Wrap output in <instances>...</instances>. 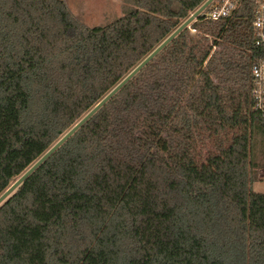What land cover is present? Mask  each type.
Wrapping results in <instances>:
<instances>
[{"label":"trees","instance_id":"obj_1","mask_svg":"<svg viewBox=\"0 0 264 264\" xmlns=\"http://www.w3.org/2000/svg\"><path fill=\"white\" fill-rule=\"evenodd\" d=\"M207 0H0V196ZM206 8L0 205V264H264L254 9Z\"/></svg>","mask_w":264,"mask_h":264},{"label":"built area","instance_id":"obj_2","mask_svg":"<svg viewBox=\"0 0 264 264\" xmlns=\"http://www.w3.org/2000/svg\"><path fill=\"white\" fill-rule=\"evenodd\" d=\"M208 18L218 20L235 14L242 8L254 9L253 27L257 48L251 74L254 84V107L264 118V0H213Z\"/></svg>","mask_w":264,"mask_h":264},{"label":"water","instance_id":"obj_3","mask_svg":"<svg viewBox=\"0 0 264 264\" xmlns=\"http://www.w3.org/2000/svg\"><path fill=\"white\" fill-rule=\"evenodd\" d=\"M213 2L207 0L199 9L185 20L170 36L153 50L132 72H130L111 92H109L92 110H90L75 126H73L54 146L40 157L24 174H22L1 196L0 205L20 186L38 167H40L62 144H64L79 128H81L108 100L122 89L140 70H142L160 51H162L182 30L191 23Z\"/></svg>","mask_w":264,"mask_h":264},{"label":"rangeland","instance_id":"obj_4","mask_svg":"<svg viewBox=\"0 0 264 264\" xmlns=\"http://www.w3.org/2000/svg\"><path fill=\"white\" fill-rule=\"evenodd\" d=\"M71 10L88 24V12H90V22L92 26L107 24L122 15L117 10L116 0H66ZM259 170V178L253 184V189L257 192H264V161Z\"/></svg>","mask_w":264,"mask_h":264},{"label":"crops","instance_id":"obj_5","mask_svg":"<svg viewBox=\"0 0 264 264\" xmlns=\"http://www.w3.org/2000/svg\"><path fill=\"white\" fill-rule=\"evenodd\" d=\"M118 1V4H117V10L122 12L123 14V0H116ZM68 4V3H67ZM69 6V5H68ZM70 8V7H69ZM71 9V8H70ZM72 11V10H71ZM73 12V11H72ZM74 13V12H73ZM76 14V13H74ZM77 15V14H76ZM80 17V16H79ZM81 18V17H80ZM84 22H85V19L84 18H81ZM90 19H91V16H90V12H88V25L92 26V23L90 22ZM86 23V22H85ZM87 24V23H86ZM100 25V24H99Z\"/></svg>","mask_w":264,"mask_h":264}]
</instances>
